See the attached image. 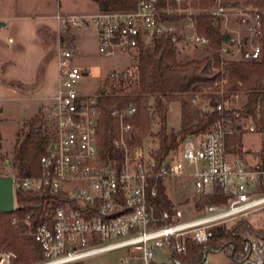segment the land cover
Masks as SVG:
<instances>
[{"label":"built area","instance_id":"obj_1","mask_svg":"<svg viewBox=\"0 0 264 264\" xmlns=\"http://www.w3.org/2000/svg\"><path fill=\"white\" fill-rule=\"evenodd\" d=\"M194 1L197 0H174L173 6L161 8L154 0H137L129 10L56 16L63 26L91 25L99 56L117 64L126 58L131 65L113 66L104 74L97 90L82 94L78 81L90 76L92 67L75 62L77 52L71 43L59 45L55 56L56 93L42 115L45 137L38 175L16 176L11 160L0 155V173L12 177L13 197L21 189L47 190L67 198L49 220L33 224L27 215L28 234L43 254L42 260L32 264H76L113 250L125 251L118 264H156L152 259L154 248L163 245L165 239L178 240L185 235L204 239L208 228L231 225L253 213L262 217L264 223L261 162L249 168L228 152L234 135H239L241 144L244 136H264V99L248 115L237 111L245 105L236 106L238 93L233 94V102L229 104L218 100L215 110L221 113V118L213 128L200 136L186 138L165 156L135 141L137 129L131 121L137 113L133 105L102 103V95L113 92L119 78L131 74L141 47L149 46L155 37L173 33L176 20H185L189 42L208 47V39L196 30L193 17L202 9L194 8ZM227 10L221 0H216L214 7L202 11L225 17ZM250 10L249 6L239 12L248 19L247 28L253 36L260 33L259 22ZM231 47L223 44L222 57L241 53L240 48L236 51ZM246 53L247 57L258 58L260 44L254 43ZM226 83V79L216 82L219 87L216 94L223 95ZM226 110L234 111V122L225 119ZM102 116H108L115 126L112 144L117 155L107 160L97 146L96 129ZM235 146L238 145L232 144ZM187 178L195 196L210 193L213 185L220 182L233 197L225 204L205 205L200 215L188 221L150 226L149 202L157 195L158 186L165 187L171 179ZM0 264H19L16 253L1 251ZM236 264H264V247L252 242L248 257Z\"/></svg>","mask_w":264,"mask_h":264},{"label":"trees","instance_id":"obj_2","mask_svg":"<svg viewBox=\"0 0 264 264\" xmlns=\"http://www.w3.org/2000/svg\"><path fill=\"white\" fill-rule=\"evenodd\" d=\"M154 1L161 8L174 5V0ZM136 2L137 0H96L99 11L129 10L133 9ZM214 5L216 0H197L192 3L194 8L202 10H208ZM221 5L226 9H246L250 6L253 18L258 16L260 33L252 36L253 43L261 46L258 58L247 57L243 49L241 58L227 60L222 57L220 50L227 33L222 29L224 16L201 10L193 19L198 33L208 39L205 56L199 60L181 62L178 60L179 49L176 47L179 37L175 33L155 37L150 46L141 47L131 74L125 79L119 78L116 89L101 97L104 106L133 105L137 114L131 122L135 127H140L144 134L149 133L152 121L157 120L159 130L155 136L159 147L158 155H168L186 138L200 136L211 130L221 118V113L215 110L218 100L229 104L233 102L234 93L245 91L246 103L237 111L248 115L264 99V0H221ZM248 22L247 20L246 23ZM234 43L228 45L232 46ZM222 79H226L227 83L223 87V95H219L216 94L219 87L215 84ZM173 101L180 104L181 124L179 130L168 131L169 104ZM233 112L226 110L225 119L234 122ZM39 115L40 113L25 121L17 131L11 164L15 175L20 178L37 176L39 173L38 162L43 153L45 137ZM114 129V123L108 116L99 118L96 129L97 146L100 155L106 160L117 155L112 144ZM231 143L240 146L239 135H234ZM0 155L5 158L2 155L1 138ZM259 158L261 167L264 168V146ZM262 189L264 190V185ZM232 197L233 193L225 190L219 182L213 185L210 193L196 202L195 207L203 211L205 205L225 204ZM14 198L15 209L9 214L0 213V252L14 251L19 264L37 263L43 259V254L28 234L26 217L29 215L33 224L49 220L67 198L62 193L52 194L47 190L32 192L21 189L16 190ZM149 210L152 227L172 223L177 214L172 199L166 193V187L161 184L157 195L150 199ZM258 218L262 223L259 226L244 218L231 225L212 226L207 229L204 239L190 236L179 240L165 239L169 249L168 264H205L207 253L221 251L229 257L232 264L243 261L248 257L252 242L256 241L264 247V223L262 217Z\"/></svg>","mask_w":264,"mask_h":264},{"label":"rangeland","instance_id":"obj_3","mask_svg":"<svg viewBox=\"0 0 264 264\" xmlns=\"http://www.w3.org/2000/svg\"><path fill=\"white\" fill-rule=\"evenodd\" d=\"M227 14L222 23V29L235 37L232 49L240 48L248 51L253 46L252 36L246 21L239 11L243 8H227ZM96 0H0V20L7 23L0 28V138L2 155L12 160L17 131L23 123L34 118L38 113L43 122V112L46 106L53 103L57 88V66L55 56L59 45L71 43L77 52L76 63L91 66V75L80 79L78 89L87 94L97 90L104 74L113 66L131 64L117 62L99 56L96 49L95 33L91 25L81 28L63 26L56 16L80 15L98 11ZM247 19L246 21L243 19ZM179 37L178 60L188 61L200 59L207 54V48L189 42L185 20H176L173 30ZM246 39V42L244 40ZM150 46V45H149ZM238 51V50H236ZM227 60L241 58V53L225 57ZM239 97L235 104L241 107L246 103L245 91H238ZM152 105V102H151ZM167 128L179 130L181 124L180 104L170 102ZM136 139L139 144L158 150L155 136L159 130L157 120H153L150 131L144 134L140 127H136ZM243 144L228 148L247 167L261 162L259 153L264 146V136L247 135L243 137ZM166 191L174 204V209L181 212L173 222L188 221L200 215L196 202L204 196H195L192 192L191 181L187 179H171L166 182ZM248 219L255 225H261V219L253 213ZM188 236H181L178 240ZM164 242V241H163ZM169 249L163 245L154 248L152 259L156 264H168ZM125 254L122 250L92 256L77 264H118L119 258ZM209 264H226L230 262L228 256L221 252H209L206 255Z\"/></svg>","mask_w":264,"mask_h":264},{"label":"water","instance_id":"obj_4","mask_svg":"<svg viewBox=\"0 0 264 264\" xmlns=\"http://www.w3.org/2000/svg\"><path fill=\"white\" fill-rule=\"evenodd\" d=\"M5 21L0 20V28L6 26ZM235 42V37L229 33L224 36L225 44ZM15 198L13 197V181L10 175L4 176L0 174V213L9 214L14 210Z\"/></svg>","mask_w":264,"mask_h":264},{"label":"crops","instance_id":"obj_5","mask_svg":"<svg viewBox=\"0 0 264 264\" xmlns=\"http://www.w3.org/2000/svg\"><path fill=\"white\" fill-rule=\"evenodd\" d=\"M169 106H170V104H169ZM180 116H181V114H180Z\"/></svg>","mask_w":264,"mask_h":264}]
</instances>
